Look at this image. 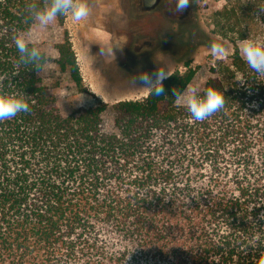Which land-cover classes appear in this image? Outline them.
<instances>
[{
  "label": "trees",
  "instance_id": "1",
  "mask_svg": "<svg viewBox=\"0 0 264 264\" xmlns=\"http://www.w3.org/2000/svg\"><path fill=\"white\" fill-rule=\"evenodd\" d=\"M211 1L221 3L213 33L232 51L210 62L197 92L213 87L225 104L193 121L175 100L197 77L189 62L161 96L109 105L89 93L92 106L63 115L61 79L88 93L69 42L56 45L57 72L43 52L39 72L17 65L11 38L35 24L25 11L33 0H0V92H22L30 106L0 121V264H257L264 75L239 41L264 43V0Z\"/></svg>",
  "mask_w": 264,
  "mask_h": 264
},
{
  "label": "rangeland",
  "instance_id": "2",
  "mask_svg": "<svg viewBox=\"0 0 264 264\" xmlns=\"http://www.w3.org/2000/svg\"><path fill=\"white\" fill-rule=\"evenodd\" d=\"M193 15L190 23L176 26L169 32L167 24L154 23L156 13L140 14L127 0H87L90 15L80 22L72 21L64 14L47 28L36 24L26 36L48 58V69L57 72L56 45L67 40L75 54L84 89L61 79L55 89L59 109L69 115L77 109H85L95 102L89 93L102 102L112 105L122 100H139L146 96L143 89L133 87L130 81L140 71L157 68L185 71L182 63L189 62L196 68L197 77L187 87L198 90L210 76L209 65L215 58H224L232 51L231 45L220 35L213 33L212 13L221 3L211 0H190ZM129 5V6H128ZM212 42H222L226 47L223 56L213 55ZM118 45L119 49L112 46ZM139 87V85H138ZM109 124L108 115L102 116L103 128Z\"/></svg>",
  "mask_w": 264,
  "mask_h": 264
},
{
  "label": "clouds",
  "instance_id": "3",
  "mask_svg": "<svg viewBox=\"0 0 264 264\" xmlns=\"http://www.w3.org/2000/svg\"><path fill=\"white\" fill-rule=\"evenodd\" d=\"M156 0H144L146 5H152ZM190 0H174L175 12H182L189 6ZM27 19L40 28L52 25L58 17L68 14L72 21L80 22L86 20L90 15V7L87 0H45L38 3L33 0L26 5ZM12 43L18 53L17 65L31 66L39 72L45 64V57L40 48L30 46L23 35H12ZM239 51L243 56L248 68L257 74L264 75V43L253 39L239 41ZM209 49L213 55L223 56L226 47L222 42H212ZM120 46L113 45L112 49ZM113 54V51H112ZM169 76L167 70L157 68L155 71H140L132 77L130 84L133 87L143 89L147 96H161L164 92L163 81ZM139 85V87H138ZM175 100L181 103L190 113L193 121H204L214 113L222 110L225 104L224 95L213 87H208L199 94L195 87L186 89L179 94L175 93ZM22 92L4 93L0 92V121L15 118L20 113L30 111L29 102ZM264 219V213H261ZM257 264H264V254L257 257Z\"/></svg>",
  "mask_w": 264,
  "mask_h": 264
},
{
  "label": "flooded vegetation",
  "instance_id": "4",
  "mask_svg": "<svg viewBox=\"0 0 264 264\" xmlns=\"http://www.w3.org/2000/svg\"><path fill=\"white\" fill-rule=\"evenodd\" d=\"M129 5H133L140 14H153L154 16L153 22L161 24H167L170 26L171 33H174L177 29L176 26L183 24L186 25L191 21L193 15V8L191 7V2L189 6L185 8L182 12H175L174 9V0H156L155 5L150 9L142 8L141 0H127ZM128 5V6H129Z\"/></svg>",
  "mask_w": 264,
  "mask_h": 264
},
{
  "label": "water",
  "instance_id": "5",
  "mask_svg": "<svg viewBox=\"0 0 264 264\" xmlns=\"http://www.w3.org/2000/svg\"><path fill=\"white\" fill-rule=\"evenodd\" d=\"M142 1V8H144V9H150V8H152L154 5H155V3L154 4H152V5H146L145 3H144V0H141Z\"/></svg>",
  "mask_w": 264,
  "mask_h": 264
}]
</instances>
